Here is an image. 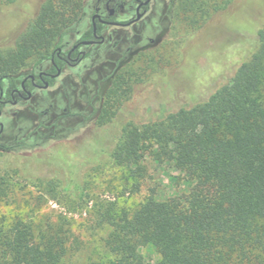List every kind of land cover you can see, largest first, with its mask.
<instances>
[{
    "label": "rangeland",
    "instance_id": "1",
    "mask_svg": "<svg viewBox=\"0 0 264 264\" xmlns=\"http://www.w3.org/2000/svg\"><path fill=\"white\" fill-rule=\"evenodd\" d=\"M42 2L0 0V52L15 48ZM87 2L83 12L88 13ZM180 4L181 0L151 1L147 23L139 26L140 33L146 31L142 35L145 42L127 60L123 56L130 42L121 43L126 38L122 30L113 36V42L119 39L116 48L98 50L92 57L104 66V73L119 68L115 81L123 82L104 123L100 116L115 81L104 93L107 85L97 84L104 79L97 76L79 102L78 92L72 91L74 84H59L38 91L31 101L12 109L17 119H10L3 141L14 138L24 124L21 120L34 116L33 140L14 153L0 151V178H4L3 182L0 179V229L21 222L36 238L60 227L64 253L58 264H109L114 255L106 239L113 219L149 197L162 201L189 191L190 182L171 163L157 164L146 157L142 162L145 174L135 178L109 154L125 124L140 125L191 107L226 83L257 47L256 32L264 26V0H210L206 6L210 11L196 25L193 22L199 13L185 11ZM40 59L34 55L20 67ZM61 81L68 82L66 78ZM63 88L73 96L74 107L81 105L83 116L75 123L54 116L63 115ZM103 95L97 114L95 104ZM50 104L54 111L36 117ZM75 185L83 189L81 201ZM140 252L147 261L157 259L151 248Z\"/></svg>",
    "mask_w": 264,
    "mask_h": 264
},
{
    "label": "trees",
    "instance_id": "2",
    "mask_svg": "<svg viewBox=\"0 0 264 264\" xmlns=\"http://www.w3.org/2000/svg\"><path fill=\"white\" fill-rule=\"evenodd\" d=\"M87 1L43 0L15 48L0 52V75L34 55L45 57ZM209 1L181 0L180 6L199 13L196 25L210 11ZM256 37V49L205 101L123 126L109 154L118 165L141 178L146 157L168 162L190 189L162 201L149 197L113 219L109 264H264V26ZM122 83L117 79L109 90L101 123L110 118ZM75 190L81 201L83 189ZM63 232L59 227L34 238L21 222L0 229V264H58ZM144 247L157 259L145 260Z\"/></svg>",
    "mask_w": 264,
    "mask_h": 264
},
{
    "label": "flooded vegetation",
    "instance_id": "3",
    "mask_svg": "<svg viewBox=\"0 0 264 264\" xmlns=\"http://www.w3.org/2000/svg\"><path fill=\"white\" fill-rule=\"evenodd\" d=\"M151 1L88 0L86 5L88 13L84 11L75 23L64 30L45 57L28 67H14L6 74L0 75V151L14 153L19 148L32 144L33 132L30 128L33 127L34 116L20 121L24 124L17 128L18 133L13 139L3 141L2 138L7 127H11L10 119H17V113L12 109L31 101L38 91L56 88L59 84H74L72 91L78 92L76 102H79L82 92H87L89 84L95 83L93 77L97 76L100 79L104 78L97 84H106L104 92L106 93L108 87L115 81L119 68H113L109 74L104 73V66H100L99 62H93L92 57L97 55L98 50L111 51L110 48H116L119 39L113 42V36L117 30L126 32V38L121 40V43L130 42L124 50L123 59L127 60L128 55L134 51L139 52L142 43L145 42L142 35L146 32L140 33L139 26L147 23L146 15ZM86 20L87 24L84 26ZM146 40L153 42L150 38ZM65 78L68 80L67 83L61 81ZM61 92L65 105L62 108L63 115L59 116L58 113L54 116L58 117L57 120L70 119L75 123L83 116L81 105L77 104V107H74L72 103L74 98L73 96L71 98L69 91L63 88ZM103 97L104 95L97 98L95 104L97 114L101 113ZM54 109L53 104H50L49 109L45 111L41 109L35 115L36 117L46 115ZM42 124L45 125L44 122Z\"/></svg>",
    "mask_w": 264,
    "mask_h": 264
}]
</instances>
